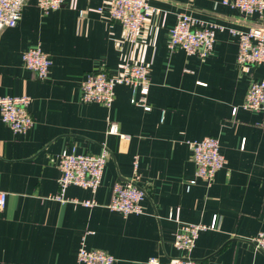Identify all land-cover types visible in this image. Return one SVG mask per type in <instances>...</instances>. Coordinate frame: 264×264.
<instances>
[{"label": "crops", "instance_id": "obj_1", "mask_svg": "<svg viewBox=\"0 0 264 264\" xmlns=\"http://www.w3.org/2000/svg\"><path fill=\"white\" fill-rule=\"evenodd\" d=\"M147 1L158 12L146 16L141 53L108 17L106 0H78L75 9L47 13L37 0H26L18 23L0 30V96L28 95L33 117L26 133H16L0 116V190L6 192L0 264H82L76 258L81 241L111 253L113 264H166L184 255L173 245L180 223L213 219L215 227L198 234L192 258L264 264V250L251 242L264 231V112L241 107L250 81L264 79V64L244 71L236 60L238 39L228 31L264 28V21L221 0ZM98 7L101 13L93 11ZM181 12L225 27L208 55L168 48ZM38 44L52 60L45 80L21 59ZM136 60L149 69L145 105L130 101L132 87L125 84L114 87L110 107L80 101L86 72L114 74ZM111 122L129 138L108 133ZM206 136L218 139L226 159L209 183L195 176L189 144ZM102 144L108 157L97 190L69 185L56 199L59 153L97 154ZM130 180L146 192L142 212L110 210L114 183ZM83 199L96 204L77 202ZM169 210H177V220L168 218Z\"/></svg>", "mask_w": 264, "mask_h": 264}, {"label": "built area", "instance_id": "obj_2", "mask_svg": "<svg viewBox=\"0 0 264 264\" xmlns=\"http://www.w3.org/2000/svg\"><path fill=\"white\" fill-rule=\"evenodd\" d=\"M26 0H0V30L4 27L15 26L22 13V7ZM78 0H37L38 7L47 13L66 5L75 9ZM221 3L237 9L244 15L251 16L258 13L264 21V0H221ZM107 14L110 19L118 21L124 29V38L131 45H135L137 52L141 53L140 33L144 27L146 16L149 12H158L147 0H106ZM103 9H93L101 13ZM222 25L202 21L190 14L181 12L176 15L174 24L169 29L168 48L170 50L182 49L188 54L208 55L213 47L216 31L223 30ZM229 33L238 39L236 60L238 65L248 71L250 66L264 64V28L250 27L247 30L229 28ZM23 65L33 71L38 79L45 80L48 77L52 60L41 46L28 47L21 55ZM149 69L146 64L136 60L125 62L118 73L109 74L104 68L86 72L80 83V101L84 103L97 102L110 107L114 100V87L118 84L130 85L133 95L130 101L145 105V95L149 89ZM141 95L138 99L134 93ZM31 98L28 95H4L0 96V116L13 132L26 133L33 125V117L28 111ZM241 107L245 109L261 110L264 112V79H252L244 95ZM235 111V109H234ZM108 133L118 134L127 139L129 135L119 133L118 126L111 122ZM192 161L195 164V176L206 182H210L216 171L226 162L219 150V142L216 137L206 136L199 140L190 141ZM108 157V150L101 145L97 154L63 150L58 155L57 179L58 192L54 197L62 199L69 185L79 186L95 192L100 185L104 165ZM138 158L133 159L134 168L137 167ZM137 178V177H135ZM193 182V180H191ZM145 190L133 180L116 181L112 187V194L108 208L122 215L141 213V202L145 198ZM75 200V199H74ZM76 201V200H75ZM6 202V192L0 190V210ZM84 206L96 204L93 199L77 201ZM169 219H178L177 210H169ZM215 227V219L210 224L205 223H180L174 234L173 245L184 255L173 257L166 264H206L190 256L198 234L204 230ZM251 242L256 248L264 250V231H259ZM77 261L82 264H113L114 256L101 249L87 248L83 241L77 249ZM150 262L156 259L151 258Z\"/></svg>", "mask_w": 264, "mask_h": 264}]
</instances>
